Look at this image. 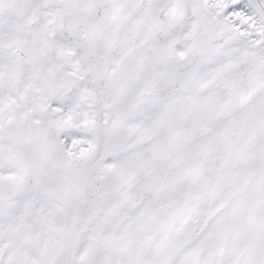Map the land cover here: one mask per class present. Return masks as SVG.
Returning <instances> with one entry per match:
<instances>
[{
  "label": "rangeland",
  "instance_id": "1",
  "mask_svg": "<svg viewBox=\"0 0 264 264\" xmlns=\"http://www.w3.org/2000/svg\"><path fill=\"white\" fill-rule=\"evenodd\" d=\"M0 264H264V0H0Z\"/></svg>",
  "mask_w": 264,
  "mask_h": 264
}]
</instances>
